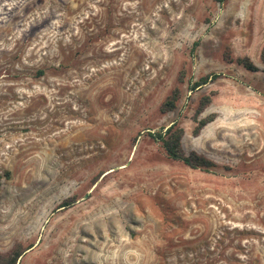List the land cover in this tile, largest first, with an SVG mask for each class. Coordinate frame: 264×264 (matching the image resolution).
<instances>
[{
    "label": "rangeland",
    "instance_id": "1",
    "mask_svg": "<svg viewBox=\"0 0 264 264\" xmlns=\"http://www.w3.org/2000/svg\"><path fill=\"white\" fill-rule=\"evenodd\" d=\"M263 45L264 0H0V251L30 247L18 264H264ZM206 94L199 117L215 118L195 134ZM173 122L216 166L167 155L149 133Z\"/></svg>",
    "mask_w": 264,
    "mask_h": 264
},
{
    "label": "trees",
    "instance_id": "2",
    "mask_svg": "<svg viewBox=\"0 0 264 264\" xmlns=\"http://www.w3.org/2000/svg\"><path fill=\"white\" fill-rule=\"evenodd\" d=\"M218 2H224L225 0H217ZM226 59L229 61H236L238 64L242 65L244 68L250 71H259L260 67L249 57L241 56L234 59L233 57L226 55ZM261 60L264 63V45L261 50ZM264 71V69H263ZM219 76L218 73H209L201 76L198 80L192 83L191 88L196 89L206 83L211 79H215ZM181 98V90L179 87H175L171 94L163 101L161 105V110L167 112L176 108L179 99ZM213 99V94L204 95L199 103V106L196 110L195 119L198 123L194 133L199 134L201 129L207 125L209 122L213 121L215 114L208 115L206 117H199L201 113L211 104ZM155 140L161 142L163 148L165 149L167 155L176 160H180L193 168H204L210 169L213 166H216V163L205 156L200 154L197 151L186 152L183 147V138L185 135L184 128L178 123L173 122L168 127H164L159 131L149 133ZM10 173L6 172V176H9ZM4 175L0 173V190L2 186V179ZM76 201L75 196L68 197L64 199L59 207L71 206ZM30 248L23 245L21 242H17L9 251L2 252L0 251V264H18L20 257L25 253V251Z\"/></svg>",
    "mask_w": 264,
    "mask_h": 264
}]
</instances>
